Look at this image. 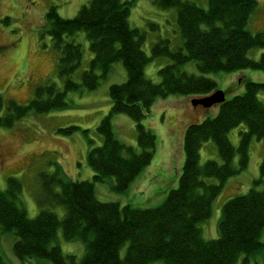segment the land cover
I'll return each mask as SVG.
<instances>
[{
  "label": "trees",
  "instance_id": "1",
  "mask_svg": "<svg viewBox=\"0 0 264 264\" xmlns=\"http://www.w3.org/2000/svg\"><path fill=\"white\" fill-rule=\"evenodd\" d=\"M155 3L176 9L182 46L173 50L168 40L159 39L151 49V57L142 49L144 33L128 23L133 0H89L73 18L61 17L56 7L51 6L46 18L51 25L54 47L60 52L57 72L64 80V90L55 92L53 86H38L27 105L9 100L0 124L12 126L29 110L44 113L66 107V91L80 87L95 89L109 73L111 64L121 61L127 79L109 88L111 108L97 127L103 143L88 151L87 164L94 172L93 180L103 182L112 177L113 189L125 192L152 161L156 137L144 126L143 119L157 99L212 94L218 88L215 80L204 75L208 73L247 69L264 73V53L257 60L248 57L251 48L264 47V33L254 34L246 28L256 0H208L207 8L190 0H155ZM78 31L86 33L93 54L80 83L72 77L80 64L82 50L79 44L69 40ZM155 57L170 60L158 71L159 83L144 74L145 65ZM189 61L196 63L201 75L181 71ZM241 80L244 88L241 94L232 95L237 85L226 87L225 94L228 90L232 92L230 98L216 104L212 116L205 114L187 125L178 184L170 188L158 206L143 208L100 202L93 182L70 180L58 169L49 175L39 173V202L41 206L62 205L64 218L59 219L44 208L36 217L29 218L16 202L21 183L9 177L6 190L0 191V231L15 234L14 256L23 262L36 258L51 264H148L155 260H163L165 264H237L244 255L243 264H247L250 256L261 255L256 264H264V242L260 240L264 228V190L255 188L264 183V153L253 186L246 194L223 205L217 238H203L199 228V222L211 215L212 202L224 182L248 166L251 140L264 138V82L249 76ZM3 105L0 93V109ZM119 113L134 121L139 151L116 138L111 118ZM240 124L246 130L239 132L235 148L228 133ZM75 130L72 126L59 132L70 135ZM208 140L215 143L221 162L207 160L201 165L200 149ZM235 153L239 155L237 167L232 164ZM213 177L218 183L209 182ZM59 227L66 240H80L84 244L85 252L80 260L65 255L58 245L50 246ZM124 245L127 249L121 257L120 249ZM0 264L11 263L0 254Z\"/></svg>",
  "mask_w": 264,
  "mask_h": 264
},
{
  "label": "rangeland",
  "instance_id": "2",
  "mask_svg": "<svg viewBox=\"0 0 264 264\" xmlns=\"http://www.w3.org/2000/svg\"><path fill=\"white\" fill-rule=\"evenodd\" d=\"M89 0H0V93L4 105L0 109V117L6 113L9 100L20 105H27L34 97L38 86H53L55 92L64 90V80L58 75L57 62L59 51L54 47L50 34L51 25L46 18L47 11L55 6L58 14L63 18H73L82 5ZM125 1V0H123ZM128 1V0H127ZM202 8H207L208 0H190ZM255 11L249 17L247 30L251 33H264V0H256ZM177 11L173 7L162 8L155 0H133L128 16L131 28H136L144 33L142 49L151 57V49L159 39L169 41L171 49L182 46V38L176 21ZM69 40L80 45L82 57L80 64L73 73V79L81 82V74L89 66L93 54L89 49V40L84 31H78ZM264 53L263 48H251L248 57L257 60ZM170 63L167 57L150 58L144 67L146 78L154 83L160 82L159 69ZM181 71L195 76L201 75L194 61L186 62ZM246 72L250 79L264 82V73L252 70H242L233 73L215 72L204 74L217 83L218 89H224V84L240 86L237 77L239 72ZM99 71H97L98 73ZM260 74L261 76L256 75ZM127 79L126 69L121 61L111 64L109 73L102 78L99 85L93 90L80 87L77 90L65 92L67 106L61 109L44 113H35L29 110L26 115L16 119L12 126L0 124V191L7 188L9 177H15L21 183V191L17 196V205L22 207L29 218H34L42 208L54 212L59 219H63L65 208L62 205H42L41 180L39 173L52 174L58 169L67 178L73 181H90L94 183V193L100 202H117L120 205L130 204L133 207L158 206L170 190V184L177 186L178 177L184 162L183 147L180 149L178 134L181 130V121L189 119L196 122L203 116H212L215 106L204 108L193 106L191 112L168 121L166 113L157 114L154 106L143 119L145 127L150 128L160 145L153 152L154 158L149 168L153 170L147 178L146 185L140 191H135L133 185L140 179V173L130 184L125 192H116L113 189L115 179L110 177L103 182L93 180L94 172L87 164V153L91 148L103 143V138L97 127L110 111L111 102L109 88L114 84H121ZM234 83H236L234 85ZM233 84V85H232ZM242 90H244L242 86ZM241 90V91H242ZM227 94L230 91H227ZM243 92V91H242ZM241 94V93H240ZM263 94H259L262 99ZM167 98V97H166ZM227 98H230L227 95ZM27 103V104H26ZM180 119V120H179ZM113 131L118 140L132 146L136 151L140 148L137 144L136 126L134 121L126 114H114L111 118ZM154 123L155 125H149ZM168 124L167 131L163 133L161 127ZM76 127L72 134L66 135L60 129ZM244 127V129H243ZM186 129V128H185ZM185 129L183 131H185ZM246 130L244 124L232 128L228 133L230 142L238 145L239 132ZM155 133V132H154ZM168 140H171L168 142ZM174 149L171 157H166L165 149L169 145ZM264 153V138H253L249 146L248 166L234 176L229 177L223 185L221 192L212 202L211 215L199 222L202 236L205 239L217 238V226L221 217L223 205L230 199L246 194L253 181L259 177V167ZM156 154V155H155ZM181 158L180 166L178 160ZM207 160L220 163L215 143L212 140L203 142L200 149V164ZM234 166L239 164V155L235 153L232 160ZM167 170L168 177H162L161 172ZM179 170V173H178ZM145 172V171H144ZM209 182L218 183L216 178H209ZM174 188V187H173ZM264 190V183L255 186ZM16 236L13 232L0 231V254L11 264H51L48 260L36 258L18 260L12 250ZM264 242V228L260 236ZM58 245L65 255H74L80 260L85 252V246L80 240H66L59 227L50 246ZM127 245L120 249V256L125 255ZM245 256L239 258L237 264H243ZM261 255L250 256L247 264H256ZM148 264H165L163 260L151 261Z\"/></svg>",
  "mask_w": 264,
  "mask_h": 264
},
{
  "label": "crops",
  "instance_id": "3",
  "mask_svg": "<svg viewBox=\"0 0 264 264\" xmlns=\"http://www.w3.org/2000/svg\"><path fill=\"white\" fill-rule=\"evenodd\" d=\"M256 75H258V76H261L260 74H258V73H255ZM248 74L246 73V72H241V73H237V75H235L234 76V79L237 77V79H236V83H237V81H238V85L240 84V86L235 90V91H233V93H232V95L233 94H240V93H242V86L243 85H241V79H242V77H246ZM233 80H230V82H232ZM230 82L229 83H227V84H224V89L226 88V87H230L229 86V84H230ZM236 83H234V85L236 84ZM233 85V84H232ZM233 87V86H232ZM242 90V91H241ZM191 98L192 97H184V96H178V95H174V96H168L167 98H160V99H157L156 101H155V103H154V110H155V112L157 113V114H159V113H166V115H167V117H168V121H170V119L172 118V117H176V116H180V115H182V114H184L185 112H191L192 110H193V106L191 105ZM180 120V119H179ZM189 123H191V121L188 119H183L182 121H181V130H180V132H179V134H178V142H179V144H180V149L183 147V137H184V132L185 131H183L186 127H187V125L189 124ZM149 125H151L150 123H148ZM152 125H155L154 123L152 124ZM168 127V124H166L165 126H163V127H161V129H162V131H163V133H165L166 131H167V127ZM243 129H244V127H243ZM186 130V129H185ZM155 132V134L156 133H159V132H157V131H154ZM160 140L157 138V141H156V148H155V151H156V149L159 147V145H160V142H159ZM171 140H168V142H170ZM169 145V144H168ZM173 151H174V149L169 145V147H167L166 149H165V152H164V154L166 155V157H171L172 156V154H173ZM156 155V154H155ZM153 158H154V156H153ZM153 161V160H152ZM180 162H181V158H179V160H178V167L180 166ZM149 166H151V163L149 164ZM149 166H147L142 172H143V174L141 175V177H140V179L133 185V189L135 190V191H140V190H142L143 189V187L146 185V183H144L146 180H147V178L151 175V173L153 172V170H151L150 168H149V171L148 170H146ZM181 167V166H180ZM145 171V172H144ZM141 172V173H142ZM178 173H179V170H178ZM139 175V176H140ZM161 175H162V177H168V175H169V173H168V171L167 170H164V171H162L161 172ZM138 176V177H139ZM137 177V178H138ZM136 178V179H137ZM136 179H135V181H136ZM135 181H133V183L135 182ZM147 182V181H146ZM132 183V184H133ZM171 187H175V184H172V186Z\"/></svg>",
  "mask_w": 264,
  "mask_h": 264
},
{
  "label": "water",
  "instance_id": "4",
  "mask_svg": "<svg viewBox=\"0 0 264 264\" xmlns=\"http://www.w3.org/2000/svg\"><path fill=\"white\" fill-rule=\"evenodd\" d=\"M225 97L226 96L224 90L218 89L210 95L192 99L191 103L193 106H202L204 108H209L213 105L223 102L225 100Z\"/></svg>",
  "mask_w": 264,
  "mask_h": 264
}]
</instances>
